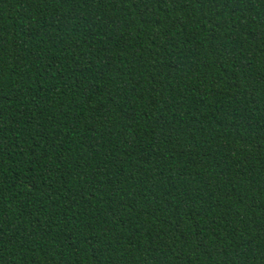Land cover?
I'll return each instance as SVG.
<instances>
[{
	"label": "trees",
	"instance_id": "16d2710c",
	"mask_svg": "<svg viewBox=\"0 0 264 264\" xmlns=\"http://www.w3.org/2000/svg\"><path fill=\"white\" fill-rule=\"evenodd\" d=\"M0 264H264V0H0Z\"/></svg>",
	"mask_w": 264,
	"mask_h": 264
}]
</instances>
